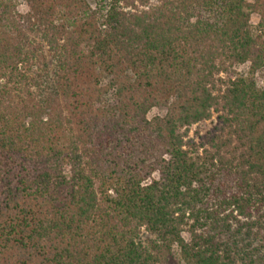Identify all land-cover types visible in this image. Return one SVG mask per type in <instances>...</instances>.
<instances>
[{"label":"trees","instance_id":"1","mask_svg":"<svg viewBox=\"0 0 264 264\" xmlns=\"http://www.w3.org/2000/svg\"><path fill=\"white\" fill-rule=\"evenodd\" d=\"M25 1L0 0V264H264V0Z\"/></svg>","mask_w":264,"mask_h":264},{"label":"rangeland","instance_id":"2","mask_svg":"<svg viewBox=\"0 0 264 264\" xmlns=\"http://www.w3.org/2000/svg\"><path fill=\"white\" fill-rule=\"evenodd\" d=\"M93 8H96L97 1L100 0H88ZM158 1L160 0H150V4L157 5ZM250 4L254 3V0H248ZM17 8L19 14L26 16L29 13V7L25 0H16ZM32 21L31 23H25V27L23 28L24 34H25V41L27 44V47L31 50H36L35 55L39 57L41 60H33L32 65L28 66V69H34L28 70L29 75H34L33 73H37V77L39 79V83H43L44 81H48L51 77L46 72L42 71L45 68H48L53 72L54 67V60L52 59V52L49 48V45L46 43V38L44 36V28H42L43 31L36 30L35 23ZM260 23V16L258 13L253 12L251 16V25L254 29L258 27ZM38 59V58H37ZM234 71L240 75H248L249 73V66L243 65L236 67ZM36 75V74H35ZM255 80L258 83V85L262 88H264V70L258 71L255 75ZM167 110L165 108H155L153 109L149 115V119H153L155 117H161L166 114ZM220 128V125L218 123L217 113L213 114V117L209 121H205L202 123H199L195 126H193L190 129V138L194 139V141L197 143L200 149V155L205 156L207 153L206 151H210L212 153H215V151L209 146L208 141L211 135L215 133V129ZM240 155H242V150L240 147V143L236 142L234 140L232 142V145L223 150L222 156L226 159L233 160V158H240ZM208 156V155H207ZM183 237L186 240H190V236L187 232H184ZM152 237L148 236L147 234H143L144 241L148 242ZM175 258L177 261H179L180 256L179 253L175 250Z\"/></svg>","mask_w":264,"mask_h":264}]
</instances>
